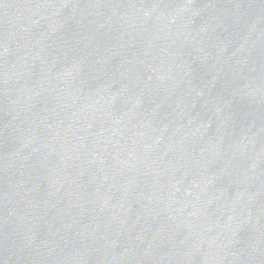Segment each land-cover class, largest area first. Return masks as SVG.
Segmentation results:
<instances>
[{
  "label": "water",
  "instance_id": "water-1",
  "mask_svg": "<svg viewBox=\"0 0 264 264\" xmlns=\"http://www.w3.org/2000/svg\"><path fill=\"white\" fill-rule=\"evenodd\" d=\"M0 264H264V0H0Z\"/></svg>",
  "mask_w": 264,
  "mask_h": 264
}]
</instances>
